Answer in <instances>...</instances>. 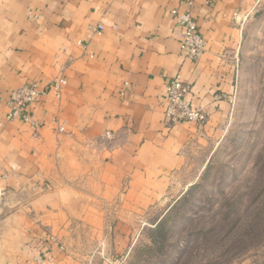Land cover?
<instances>
[{
    "label": "crops",
    "instance_id": "1",
    "mask_svg": "<svg viewBox=\"0 0 264 264\" xmlns=\"http://www.w3.org/2000/svg\"><path fill=\"white\" fill-rule=\"evenodd\" d=\"M244 4L0 0V264H109L113 242L128 240L124 221L85 259L65 251L60 229L78 210V220L114 223V202L129 205L133 192L146 200L144 192L168 185L201 128L167 126L165 84L180 76L190 86L187 100L207 114L204 130L229 109L242 40L234 17ZM188 11L206 41L195 63L177 39L176 16ZM58 79L66 85L57 95ZM30 85L46 92L30 108L35 132L6 119L12 93ZM103 205L111 210L97 214Z\"/></svg>",
    "mask_w": 264,
    "mask_h": 264
},
{
    "label": "rangeland",
    "instance_id": "2",
    "mask_svg": "<svg viewBox=\"0 0 264 264\" xmlns=\"http://www.w3.org/2000/svg\"><path fill=\"white\" fill-rule=\"evenodd\" d=\"M244 7L234 17L242 40L229 109L201 127L165 188L144 192L146 200L133 192L129 205L114 202V223L78 220V210L60 229L65 251L81 259L100 253L101 233L122 220L128 240L113 242L109 264H264V0Z\"/></svg>",
    "mask_w": 264,
    "mask_h": 264
},
{
    "label": "built area",
    "instance_id": "3",
    "mask_svg": "<svg viewBox=\"0 0 264 264\" xmlns=\"http://www.w3.org/2000/svg\"><path fill=\"white\" fill-rule=\"evenodd\" d=\"M189 3V7L191 8ZM176 24L179 27L177 35L179 50L183 58L195 63L204 53L206 41L190 11L176 16ZM102 25L95 28L97 33L102 32ZM64 79L55 80L52 89L57 95L65 87ZM190 86L185 84L180 76H176L165 84V106L163 110L164 122L169 125L175 123L193 124L201 128L207 122V114L193 106L188 100ZM46 92L39 90L36 85L24 86L12 93L10 98V110L7 114L8 121L21 120L28 124L34 132L39 124L34 121L30 108L38 103ZM109 138L110 135L106 134Z\"/></svg>",
    "mask_w": 264,
    "mask_h": 264
}]
</instances>
